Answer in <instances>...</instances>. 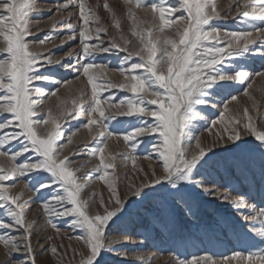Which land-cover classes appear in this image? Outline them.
Returning a JSON list of instances; mask_svg holds the SVG:
<instances>
[{"label": "snow or ice", "instance_id": "1", "mask_svg": "<svg viewBox=\"0 0 264 264\" xmlns=\"http://www.w3.org/2000/svg\"><path fill=\"white\" fill-rule=\"evenodd\" d=\"M233 4V18H244L242 22L255 31H228L210 23L232 15ZM52 7L47 6V10L52 11ZM71 7L79 9L78 24L53 20L51 25L53 30L59 27L66 29L61 46L69 40H79L80 53L75 62L63 64L64 59L72 58L74 50H69L60 60H53L51 52L46 54L43 50V46L54 38L53 35L38 41L29 39L41 31L39 20L36 21V31H33L30 14L43 11L44 7L37 0H0V9L3 10L0 12V157L6 161L0 166V182L27 178L34 171L49 174L31 175L25 186L34 195L48 190L47 198L41 201L46 226L50 225L59 232V225L53 219L55 217L65 219L68 228L82 233L77 239L83 241L85 247L76 253L79 256L78 264H100L102 253L115 252L116 245L131 239V233L110 238L106 233L111 231L112 225L123 220L131 207L158 194L172 196L191 214L192 206L186 196L189 193L199 194L196 192L199 189L204 196L221 199L238 212L247 210L243 219L250 222V231L264 240V192L259 204H250L247 194L222 191L223 185L217 186L214 179L201 172L218 156L216 149L223 152L240 149L245 143L244 138L250 136L257 142L252 150L261 153V179L264 181V127L257 126L248 107H244L243 117L237 112L224 124L225 113L229 111L225 103L224 111L220 113L221 119L212 122L213 126L220 124L222 131L218 130L210 143H202L200 136L195 135L196 122L204 119L201 115L203 108L198 106H215L213 101L219 95L218 90L226 86L220 82L244 83L250 78V73L243 66L233 70L232 65H224L228 59L245 56L250 51L248 45L256 39L264 40V29L256 28L257 21L264 23V0H230L225 9L218 6L217 0H176L174 4L170 0H124L131 35L137 38V44L131 50L129 46L132 42L119 32L108 38V46H105L104 38L109 29L100 23L101 17L86 5L85 0H67L66 3L56 4L55 10L62 13ZM103 7L110 13L113 26L118 30L120 20L107 0H104ZM178 12L182 15H176ZM117 35L120 36L119 40ZM113 49L126 53L117 70L123 77L118 83L105 79L101 75L104 66L95 63L98 54H111ZM58 64L76 72L77 80L84 77L91 88L90 96L84 87L79 89L78 95L70 101L74 107H62L68 103V98L61 99L57 95L59 89L49 91L35 83L60 84L70 92V81H60L53 75L45 74L50 66ZM255 75L264 77V71ZM80 82L83 85V80ZM111 89L131 95L121 100L119 105L113 104L117 112L106 116L102 105L111 101L112 97L109 95L105 98L102 93ZM244 94L253 101L255 111L254 98L247 89ZM45 97H56L59 101L57 108H60L58 114H54L51 106L46 108ZM230 99L237 101L235 95ZM86 101L87 109L81 107ZM81 114L87 120L82 127L88 130L94 142L91 147L89 144L81 147L99 160L93 171L100 174L97 178L107 184L112 193L107 201L103 198L99 200V209L103 211L97 210L95 215L87 213V207L95 195L87 200L81 198L86 187L82 181H91L92 175L89 173L79 177L77 173L83 165L71 167L73 160L70 156L80 155L81 147L61 157L63 149L73 143L75 131L68 135L66 144L58 143L64 138L60 120L77 119ZM117 115L135 117L134 121H128L129 131L116 133L110 130L107 122L116 120ZM149 117L152 118L151 122L148 121ZM93 125L97 127L94 129ZM41 127L45 129L44 133L40 132ZM145 136H151L152 141L151 151L143 159H152L154 155L160 171L158 173L152 163L148 164L147 170L140 168L142 180L138 185L129 183L121 199L114 190L115 182L107 179L111 175L109 169L116 168L117 158L111 154L105 155L107 141L122 138L129 151L120 155L124 161L131 160L135 166V153L138 146L143 144L139 138ZM10 140L20 143L19 150L12 149ZM24 153L31 155L25 157L23 163H16ZM34 157L38 159L32 162ZM197 176L201 178L196 179ZM10 187L0 183V210H6V216L10 217L7 222L0 219V232H6L0 234L5 257L0 264H41L37 257L42 253L35 250L31 240L30 229L34 221H28L25 216L27 202H22L21 194L10 195ZM132 197L137 199H130ZM19 229L23 232H19ZM13 230L17 231V235L12 234ZM238 238L245 240L252 237L248 232H241ZM44 239L51 240L52 237L46 236ZM131 242L143 243V240L131 239ZM37 244L44 249L39 238ZM50 251L56 254L57 248L52 246ZM122 255L127 256V252ZM138 259L143 260V257ZM175 260L176 264H264V252L255 251L245 255L236 251L219 260L207 254L190 259L177 256Z\"/></svg>", "mask_w": 264, "mask_h": 264}, {"label": "rangeland", "instance_id": "2", "mask_svg": "<svg viewBox=\"0 0 264 264\" xmlns=\"http://www.w3.org/2000/svg\"><path fill=\"white\" fill-rule=\"evenodd\" d=\"M66 2L67 0H37V3L44 7V10L30 14V16L33 23V31L35 32L37 29V20H39L38 27L41 31H39L38 35L29 37V39L38 41L45 36L53 35L54 38L43 46V50L46 51V54L50 51L53 60H60L69 50H74L71 59H64L62 61L63 64H71L75 62L76 57L80 53L78 38L69 40L61 46V39L65 37L66 29L59 27L53 30L51 27L53 20L61 23L67 20L73 24H78V7H71L65 12L56 13L55 5ZM107 2L117 19L120 20L118 30L113 26L110 13L103 7L104 0H85L86 5L93 8L97 15L101 17L100 23L106 25L109 29L107 36L104 38L105 46H108V38L119 32L132 42L129 46V50H131V47L137 44V38L131 35V24L126 14L124 0H107ZM170 2L174 4L176 0H170ZM229 2L230 0H217L218 6L221 9H225V6ZM47 6H53L52 11H48ZM2 11L0 9V12ZM232 12L233 14L227 16L226 19H217L210 23L214 27L228 31H255V29L249 28L242 22L244 18H233L235 16V4L232 5ZM176 15H182V13L178 12ZM256 28L264 29V23L257 21ZM117 39H120L119 35H117ZM212 42L214 43L215 41ZM248 48L250 51L245 56L228 59L224 66L232 65L233 70H239V66H243L250 73V78L244 83L234 81L220 82L226 86L218 90L219 95L213 101L215 106L211 104L198 106L203 108L201 115L204 116V119L196 122L195 135L200 136L202 143H210L215 138V133L218 130L222 131L219 124H216V127V125L213 126L212 122L221 119L220 113L224 111L225 103H227L229 111L225 113L223 123H228L229 119L235 116L237 112L243 117V109L244 107H248L249 114L254 117L257 126L264 127V122H262L264 120V115H262L264 114V77L255 75L257 72L264 71V40L256 39L253 44L248 45ZM124 55L126 53L113 49L111 54L101 53L96 56L95 63L104 66V71L101 72V75L105 79L116 83L123 79L117 70L121 66V59ZM133 59L135 60L136 58ZM41 71L45 70L41 69ZM94 71L100 72L101 70L95 69ZM45 74L53 75L60 81L71 82L70 92H67L60 84H45L42 81L35 82L49 91L59 89L57 95L61 99L68 98V103L62 105V107H74L70 102L71 98L78 95L81 87H84L90 96L91 88L87 85L86 79L81 76L80 80H77V73L64 68L62 64L50 66L45 71ZM81 80L84 82L83 85H81ZM249 84L251 85L250 88ZM245 89L255 100V111L253 110V101L249 100L248 96L244 94ZM102 95L105 98L109 95L112 97L111 101L102 105L105 109V115L108 116L117 112V108L113 107V104L119 105L121 100L131 94L119 89H111L110 92H103ZM232 95L237 97V101H231L230 97ZM45 101L46 108L47 106H51L54 114L60 112V108H57L59 101L56 97H45ZM81 107L87 109L88 102L86 101ZM3 115L8 116L9 114ZM134 120L135 117L117 115L116 120H111L107 123L111 131L123 133L130 130L128 121ZM151 120L152 118L149 117L148 121L151 122ZM86 122L84 114L79 115L77 119L65 121L62 118L60 120L64 130V138L58 141V143L66 144L68 135L73 131L76 133L72 137L73 143L63 149L61 157L84 144H89V147H91V143H94L88 135V130L82 127ZM92 127L95 129L97 126L93 125ZM44 131L45 129L41 127L40 132L44 133ZM213 131L214 134L212 133ZM115 139L117 142H112V140L107 141L108 147L105 155L111 154L117 157L115 160L116 168L109 169L111 175L107 179L115 182L114 190L123 199L128 184L135 183L138 185L142 180V173L139 172L140 168L147 170L149 163L153 164L158 173L160 168L159 162L154 155L152 159H143L151 151V136L139 138L143 141V144L138 146L135 153L137 156L135 166L131 160L124 161L120 155L129 151L128 146L122 138ZM244 141L245 143L242 144L240 149L231 152H223L220 149H216L219 153L218 156L205 169H202L201 172L203 175L214 179L217 182V186L223 185L222 191L231 190L233 194H247L250 204H259L261 193L264 192V181L261 179L262 157L259 151L252 150L253 146L257 143L254 138L250 136L245 137ZM194 143L193 141V145ZM10 144L13 150H19V142L10 140ZM7 147L6 145V150ZM29 155L31 154L24 153L23 156L17 158L16 163H23L25 157ZM36 159L38 157H34L32 162H35ZM70 159L73 160L71 164L73 168L83 165L77 176L84 177L89 173L92 175L91 181H82L86 183V187L81 193V198L87 200L93 194L95 195V199L87 207V213L95 215L97 210L102 212L103 210L99 209V200L103 198L107 201L112 193L109 191L108 185L97 178L100 174L93 171L99 160L84 152L82 147L81 154L75 157L70 156ZM3 163H6V161L0 157V166H3ZM37 174L41 176L49 175L34 171L30 176ZM30 176L19 179L13 178L0 183L5 184V186H11L10 195L21 194L22 202H27L24 209L26 219L34 221V225L30 229L32 244L37 252L42 253L37 257L38 262H41V264H44V262L46 264H78L79 256L76 253L85 247L83 241L77 239L82 233L79 230L68 228L65 219H57L55 217H53L54 222L59 225L60 231L57 232L50 225L46 226V217L41 201L47 198L48 190H42L40 195H34L33 191L25 186ZM195 178L200 179L201 177L197 176ZM196 192L199 194L189 193L186 196L192 206L191 214L187 212L183 204L176 203L172 196L162 194L154 195L152 198L131 207L123 220L116 225H112L111 231H108L106 235L110 238L114 235L131 233V239H136L137 241L143 240V243L133 244L131 239H129L124 243L116 245L117 251L102 253L100 264H149V260L150 264H176L175 257L177 256L180 259H190L193 256L207 254L219 260L221 257L231 255L236 251L243 252L245 255L255 251L264 252V240H261L255 233H252L250 231V222L243 219V214H247V210L238 212L221 199L204 196L199 189ZM130 199L135 200L137 198L132 197ZM69 207L71 206L69 205ZM0 213H2L0 219L5 222L10 220V217L6 216V210H0ZM256 227L259 228V224ZM19 232H23V230L19 229ZM241 232H248L252 238L239 239L238 236ZM0 234H6V232H0ZM12 234L17 235V231L13 230ZM46 236H51L52 239L45 240L44 237ZM38 238L40 239V244L44 245V249H41L40 245L37 244ZM52 246L57 248L56 254L51 253L50 248ZM124 252H127V256L122 255ZM140 256L143 257V260L138 259ZM4 259L3 245L0 244V262Z\"/></svg>", "mask_w": 264, "mask_h": 264}, {"label": "bare ground", "instance_id": "3", "mask_svg": "<svg viewBox=\"0 0 264 264\" xmlns=\"http://www.w3.org/2000/svg\"><path fill=\"white\" fill-rule=\"evenodd\" d=\"M227 113V112H226ZM224 124H227L226 122L224 123ZM218 125V124H217ZM217 125H216V127H217ZM219 126L221 127V125L219 124ZM219 128V127H218ZM213 130V129H212ZM217 131V130H216ZM213 134H214V131L212 132ZM112 140V142H117L116 141V139L114 138V139H111Z\"/></svg>", "mask_w": 264, "mask_h": 264}]
</instances>
